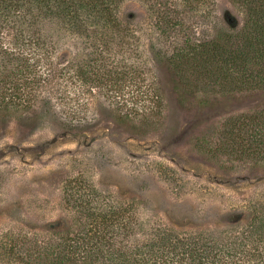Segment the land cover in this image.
<instances>
[{
  "label": "trees",
  "instance_id": "1",
  "mask_svg": "<svg viewBox=\"0 0 264 264\" xmlns=\"http://www.w3.org/2000/svg\"><path fill=\"white\" fill-rule=\"evenodd\" d=\"M125 1L0 0V22L18 26L14 41L0 42V114L34 109L38 100L30 97L35 90L51 88L67 74L92 83L90 93L99 89L101 78L141 81L140 67L130 65L135 51L125 42L131 31L119 17ZM166 1V7L164 0L148 3L155 24L167 35L171 51L166 59L182 101L187 95H204L203 103L211 95L235 98L256 91L261 96L259 106L232 113L201 133L194 147L224 171L238 162L264 169V0H230L242 21L228 19L219 26L217 21L208 38L188 32L194 13L204 17L199 13L203 0ZM55 32L83 45L77 61H59ZM154 90L149 102L139 94L132 107L121 105L117 111L130 122L152 125L160 114ZM66 101L61 99L65 112ZM50 102L56 104L53 97ZM66 115V124L82 125L79 111ZM100 192L99 200L55 205L67 217L64 227L8 233L1 259L20 264H264V210L252 207L247 223L236 231H180L143 201H108Z\"/></svg>",
  "mask_w": 264,
  "mask_h": 264
},
{
  "label": "rangeland",
  "instance_id": "2",
  "mask_svg": "<svg viewBox=\"0 0 264 264\" xmlns=\"http://www.w3.org/2000/svg\"><path fill=\"white\" fill-rule=\"evenodd\" d=\"M148 1L126 0L119 13L131 31L125 42L135 51L130 65L140 67L141 81L101 78L99 89L90 93L92 83L67 74L54 88L39 87L29 96L38 100L34 109L0 114V248L10 232L64 227L67 217L55 205L99 200L100 191L108 201H143L180 231H236L247 223L252 207L264 210L263 168L238 162L224 171L194 147L196 137L228 115L259 106L260 93L211 95L208 103L201 102L204 95H187L183 102L166 59L167 35L155 24ZM202 4L204 17L194 13L188 24L192 37H211L217 21L218 26L228 19L242 21L230 0ZM0 23V42L14 41L18 26ZM54 34L59 61H77L83 45L76 37ZM151 89L160 105L152 125L119 114L117 108L132 107L139 94L149 102ZM70 111H79L82 125L64 122ZM0 264L20 263L0 257Z\"/></svg>",
  "mask_w": 264,
  "mask_h": 264
}]
</instances>
